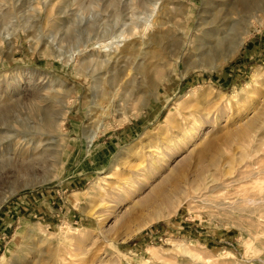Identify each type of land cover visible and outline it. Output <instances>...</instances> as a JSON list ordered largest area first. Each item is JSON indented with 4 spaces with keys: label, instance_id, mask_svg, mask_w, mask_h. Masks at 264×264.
Instances as JSON below:
<instances>
[{
    "label": "rangeland",
    "instance_id": "1",
    "mask_svg": "<svg viewBox=\"0 0 264 264\" xmlns=\"http://www.w3.org/2000/svg\"><path fill=\"white\" fill-rule=\"evenodd\" d=\"M203 7L0 0V264H264V9L206 64Z\"/></svg>",
    "mask_w": 264,
    "mask_h": 264
},
{
    "label": "bare ground",
    "instance_id": "2",
    "mask_svg": "<svg viewBox=\"0 0 264 264\" xmlns=\"http://www.w3.org/2000/svg\"><path fill=\"white\" fill-rule=\"evenodd\" d=\"M263 9H264V0H204V7L199 16V24H198L199 28H197L199 32L197 31L196 33L198 39L196 40V44L193 46V50H192L194 56H199L200 58H204L205 63L209 64L213 57L210 54L211 51L220 53L224 49L227 52L222 57H220L221 63L222 61H225L228 58L232 57L235 53H237L240 50L241 46L244 44V42L246 41L247 37L251 32V26L253 23L251 22V19L252 17L257 16L256 14L253 13L260 12ZM169 23L170 21L168 18V13L163 12L160 15L159 19L156 21L154 31L149 36V42H148L149 46L151 45L152 47L160 48L165 46V43L168 39L173 38V43L177 44L178 48L180 47V40L182 34L181 32H177L170 35L171 26ZM138 49L140 48L131 47L127 50L122 48L121 53L127 52L133 55L134 52H136ZM121 60L119 61L116 60L118 62V63L116 62L117 68L123 64ZM123 62H125V60ZM53 108L55 109V107ZM9 110H10L9 108L5 109V112ZM52 116L53 114L49 112V110L45 111V116L43 121L44 124H42L44 129L54 126L55 118H52ZM60 118H62V124H65L67 118V112L65 111V113L62 114ZM90 119H92L91 122H93L94 118L92 117ZM205 152L206 151H203L200 157L203 158ZM178 189L181 190V187L178 186ZM157 192L161 193L162 190L159 191L157 190ZM20 257L15 258L13 261H11L10 264H30L29 261H27L28 258H26L24 255L21 258Z\"/></svg>",
    "mask_w": 264,
    "mask_h": 264
}]
</instances>
